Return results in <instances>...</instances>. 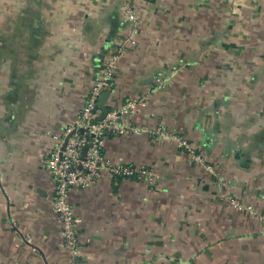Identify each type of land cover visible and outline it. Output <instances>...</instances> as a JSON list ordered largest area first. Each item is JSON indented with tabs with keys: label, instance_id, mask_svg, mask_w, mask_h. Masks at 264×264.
I'll use <instances>...</instances> for the list:
<instances>
[{
	"label": "crops",
	"instance_id": "0c3cea01",
	"mask_svg": "<svg viewBox=\"0 0 264 264\" xmlns=\"http://www.w3.org/2000/svg\"><path fill=\"white\" fill-rule=\"evenodd\" d=\"M0 1V264H59L65 258L46 158L52 135L78 118L104 60L117 49L106 106L144 98L122 119L145 131L107 135L103 153L113 162L152 168L157 179L147 184L104 172L87 187L70 190L78 262L264 264V196L253 194L259 186L250 188L249 198L229 188L236 205L229 203L226 191L221 196L227 185L219 186L206 165L170 136L150 133L161 127L185 137L214 169L235 161L218 147L222 138L216 134L229 123L223 105L210 103L220 101L214 95L218 86L206 89L211 0H130L139 18L133 43L124 41V0H11L10 10ZM252 2L259 6L264 0ZM4 31L10 41H3ZM221 39L212 42L240 48V40ZM231 58L230 52L224 56L226 63ZM231 166V174L221 173L226 182L239 180L237 166Z\"/></svg>",
	"mask_w": 264,
	"mask_h": 264
},
{
	"label": "rangeland",
	"instance_id": "374dc122",
	"mask_svg": "<svg viewBox=\"0 0 264 264\" xmlns=\"http://www.w3.org/2000/svg\"><path fill=\"white\" fill-rule=\"evenodd\" d=\"M11 3V0H5L2 8L10 10ZM26 3L24 2V7ZM258 4L260 5H256L252 0L242 2L239 0H211L206 2V11L213 12L212 17L208 16L209 14L206 12V89L211 92L218 86L215 88L218 91L217 95L212 94L220 101L226 100L223 103L211 100L210 103L211 105H223L221 113L226 109V120L229 122L226 123L227 128H221L220 134H216L221 136V141H224L226 145L220 141L221 146L218 145V147L235 158L233 164L229 161L226 162L224 164L226 166L223 165V170L214 169L213 166L212 173L218 179L219 186L222 187L224 183L227 185V190L222 188L221 196L225 195L223 190L226 191V200L229 203H232L230 195L233 196L229 192V188L241 190L245 198L258 193L264 196V3ZM218 13L220 14L218 15ZM3 20V24L7 25L6 30L9 29L10 17L3 18ZM210 25L211 27H209ZM215 25H219V28L215 29ZM221 28L222 30L228 28L229 32L227 34L215 32ZM226 36L228 41L238 43L235 40H240V48L231 49V46L230 49H222L220 48L222 44H217L219 47L214 45L218 37H223L221 39L223 42ZM3 39L4 42L10 41L11 33L4 31ZM3 51L7 52L6 49ZM229 52L232 58L228 61L229 63H226L227 59L224 60V56L229 55ZM212 58L216 60L213 65L208 63ZM115 68H117V61ZM215 84L217 85L215 86ZM186 140L196 150V146L188 139ZM174 142L176 141L174 140ZM181 150L185 152L184 149ZM230 164L237 166L233 170H236L239 180L231 178L226 182L227 178L223 176V172L226 169L228 172L231 171L230 174L232 173ZM206 165H208L207 162ZM257 185L259 192L250 193V188H255ZM69 202L71 203V200ZM250 210L253 209L248 211ZM259 216L260 218L264 217V213L261 212ZM62 250L65 252V258L61 262H65L67 251ZM78 264L80 263L78 262ZM243 264L246 263L243 262Z\"/></svg>",
	"mask_w": 264,
	"mask_h": 264
},
{
	"label": "built area",
	"instance_id": "2783aa9c",
	"mask_svg": "<svg viewBox=\"0 0 264 264\" xmlns=\"http://www.w3.org/2000/svg\"><path fill=\"white\" fill-rule=\"evenodd\" d=\"M122 10L129 23V34L126 42H134L139 31V18L130 0H124ZM121 55V49L111 52L104 60L99 75L88 90L78 118L67 124L59 134H53V147L46 158V167L52 179L55 220L60 228L59 247L67 251L65 262L59 264H78L80 256V238L76 228L75 214L70 200V190L85 188L106 172L114 178L137 179L147 184H154L157 175L152 168L138 165L113 162L103 154L104 140L107 135L126 136L138 134L145 129L123 121L122 117L136 103L144 98L132 99L118 109L109 110L100 118L99 98L102 92L109 90L116 74L115 64ZM155 136L168 135L184 149L190 158L205 164L203 157L194 150L189 142L176 134H167L161 127L150 130ZM85 148L84 153H82ZM213 171L212 165H206ZM236 205L235 200L231 199ZM251 207L248 206V209Z\"/></svg>",
	"mask_w": 264,
	"mask_h": 264
},
{
	"label": "water",
	"instance_id": "95a60500",
	"mask_svg": "<svg viewBox=\"0 0 264 264\" xmlns=\"http://www.w3.org/2000/svg\"><path fill=\"white\" fill-rule=\"evenodd\" d=\"M109 95V91L102 92L100 98H99V109H100V118H103L106 113L109 111L108 107L106 106V99ZM85 148L83 149L82 153H84Z\"/></svg>",
	"mask_w": 264,
	"mask_h": 264
}]
</instances>
